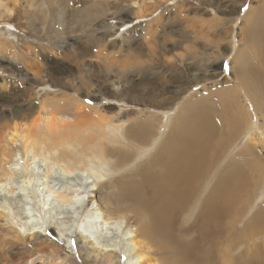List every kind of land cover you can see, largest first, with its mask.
Segmentation results:
<instances>
[{
	"label": "bare ground",
	"instance_id": "1",
	"mask_svg": "<svg viewBox=\"0 0 264 264\" xmlns=\"http://www.w3.org/2000/svg\"><path fill=\"white\" fill-rule=\"evenodd\" d=\"M0 1L1 12L5 6ZM49 2L56 4L64 24L67 22L65 18L83 19L89 13L76 10L69 14L62 6L63 0ZM102 4L110 3L104 0ZM13 9L6 7L8 16L20 14L21 19L26 18V24L33 23L24 11V14L20 10L14 13ZM248 16L247 26L242 31L251 53L244 48L239 50L234 58V69L249 97L244 93L245 96L264 113V5L257 10L250 8ZM3 17L0 15V25L7 24ZM181 38L182 42H187L189 34L184 31ZM170 46L168 53L181 48L182 44L173 41ZM161 53L167 54V51ZM187 55L189 57L192 52ZM60 84H63L61 80ZM130 85L137 89L132 83ZM151 97V101L157 100L156 95ZM69 100L65 103H70ZM56 101L40 103L38 109L25 115L24 104L18 100L10 107L9 118L0 110V256L8 247L18 248L22 244L26 250L35 249L38 254L53 248V256L50 254L41 260L42 264H79L67 254L62 256L64 252L59 242L52 240L49 245L45 244L46 247H41L45 242L39 243L38 240L46 236L41 230L34 227L32 233L23 237L7 220V201H22L27 192L48 194L52 188L54 191L50 190L49 194L56 193L61 208L67 209L82 194L89 192L94 195L92 201L97 199L101 203L98 209L100 220L95 222L106 225L112 237L105 238L102 243L91 241L83 235L79 225L72 239L80 252V259L87 264H125L123 261L133 260L132 264H264V210L259 208L251 212L250 208L253 192L256 194L257 187L264 183V134L263 138L253 134L243 150L216 172L218 164L246 134L247 128L242 131L244 127L236 114L222 112L228 128L219 131L212 117V108L202 101L189 100L163 135L164 125L155 127L153 119L144 117L135 118L126 130L120 132L122 127H112V121H106L104 116L97 121L91 119L92 114L88 119L81 115L82 111L77 113L80 115L76 116L75 123H65L59 112L67 105L58 101L63 104L60 106ZM162 103L158 102L156 106L161 107ZM222 104H228V101ZM261 127L264 133V126ZM111 134L118 143L111 142L116 145L111 144L113 147L106 143ZM141 150L148 155L146 161L138 165L135 160ZM236 157L243 160L237 162ZM54 166H60L63 175L72 178L98 171L88 174L87 179L93 181L85 179V183H75L86 186L84 191L81 186L74 188L65 184L59 191L62 187L54 188L59 183L51 187L58 179L53 172ZM130 166L135 170L132 171ZM42 167H46L45 173L41 172ZM102 167L106 169L101 170ZM129 171L132 173L127 174ZM104 172L109 176L107 182L102 183ZM91 182L98 187L96 193L88 189ZM122 220L125 227L122 236L118 237V230L114 232V227ZM255 237H261L262 245L254 256L224 255Z\"/></svg>",
	"mask_w": 264,
	"mask_h": 264
},
{
	"label": "rangeland",
	"instance_id": "2",
	"mask_svg": "<svg viewBox=\"0 0 264 264\" xmlns=\"http://www.w3.org/2000/svg\"><path fill=\"white\" fill-rule=\"evenodd\" d=\"M103 1L63 0L62 6L69 14L76 10L89 11L83 19L65 18L67 22L64 24L56 4L49 0H2L5 8H2L0 15L4 16L2 19L7 20L8 25H0V110L6 117H10V107L18 100L24 104L25 115L38 109L40 103L57 100L67 105L59 112L65 123L75 121L76 116L80 115L77 113L82 111L81 115L88 119L92 114L91 119L97 121L104 116L106 121H112V127H122L121 132L135 118L144 117L153 119L155 127L164 125L163 135L168 132L187 101H202L212 108V117L219 131L228 128L227 120L222 116V112L227 111L237 115L244 127L243 132L247 128L243 140L218 164L216 172L243 150L253 134L263 138L261 126H264V113L258 111L256 104L246 97L248 93L236 77L234 58L239 50L246 49L251 53L242 29L247 26L249 9L261 8L264 0H106L110 3L106 6H103ZM6 7L14 8V13L19 10L22 14L25 12L33 23L26 24V18L21 19L20 14L17 17L16 14L8 16ZM184 31L189 34L187 42H182ZM173 41H179L182 46L168 53L170 42ZM165 50L167 54L161 53ZM189 51L192 55L188 57ZM60 80L63 84H60ZM129 82L137 89H133ZM153 95L157 96L156 101H151ZM65 100L70 103L66 104ZM225 100L228 104L223 105ZM162 101L161 107L156 106ZM229 105L236 112L230 111ZM88 108H94L96 114ZM112 137L111 134L106 139L110 146L113 145L111 142L116 143ZM146 155V151L141 150L135 163L139 165L145 162ZM239 158L237 162L243 160ZM58 167L54 166L53 171L58 177L55 179L57 183L54 182L51 187L59 183L54 187L55 190L62 187L59 191L65 185L79 188L81 185L75 183L93 181L92 178L87 179L88 174L98 171H90L84 177L74 175L72 178L63 175L62 169ZM40 170L43 173L47 171L46 167ZM103 175L101 179L105 183L109 174L104 172ZM94 185L91 182L88 189L96 193L98 187ZM81 187L83 191L86 189L84 185ZM257 188L259 190L256 194L253 192L250 200L251 212L259 208L264 210V183ZM49 192H27L22 201H7V220L23 237L32 233L34 227L41 230L46 235L38 240L39 243L45 242L41 247L49 245L48 242L52 240L59 242L63 257L67 254L76 263L87 264L80 259V252L72 239L79 228L83 235L98 243L112 237L106 225L95 222L99 219L100 201H92L94 195L89 192L82 194L75 204L65 209L60 207L61 202L56 198V193L52 195L53 192ZM124 227L123 220L115 224L114 232L118 230V237L122 236ZM261 245V237H255L231 249L229 255H224L254 256ZM8 249L3 252L4 256H0V264H42L41 260L47 259L50 254L53 256V248L42 254L35 252V249L26 250L22 244L18 248L14 246ZM123 262L132 264L135 260Z\"/></svg>",
	"mask_w": 264,
	"mask_h": 264
}]
</instances>
